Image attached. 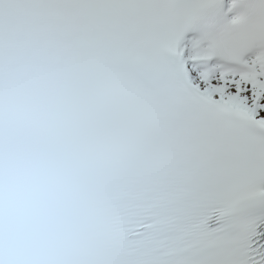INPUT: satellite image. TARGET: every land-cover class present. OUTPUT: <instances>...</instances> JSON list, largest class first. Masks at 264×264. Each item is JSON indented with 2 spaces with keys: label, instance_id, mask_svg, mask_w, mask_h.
<instances>
[{
  "label": "snow or ice",
  "instance_id": "6c2138e0",
  "mask_svg": "<svg viewBox=\"0 0 264 264\" xmlns=\"http://www.w3.org/2000/svg\"><path fill=\"white\" fill-rule=\"evenodd\" d=\"M0 264H264V0H0Z\"/></svg>",
  "mask_w": 264,
  "mask_h": 264
}]
</instances>
